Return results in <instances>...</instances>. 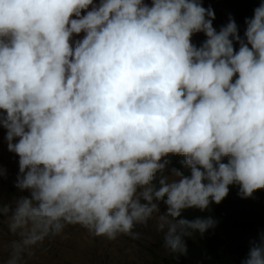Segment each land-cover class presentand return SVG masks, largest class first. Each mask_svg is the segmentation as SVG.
Masks as SVG:
<instances>
[{
  "label": "clouds",
  "instance_id": "1",
  "mask_svg": "<svg viewBox=\"0 0 264 264\" xmlns=\"http://www.w3.org/2000/svg\"><path fill=\"white\" fill-rule=\"evenodd\" d=\"M253 5L241 34L240 0H0L3 264L151 224L163 264H264Z\"/></svg>",
  "mask_w": 264,
  "mask_h": 264
},
{
  "label": "rangeland",
  "instance_id": "2",
  "mask_svg": "<svg viewBox=\"0 0 264 264\" xmlns=\"http://www.w3.org/2000/svg\"><path fill=\"white\" fill-rule=\"evenodd\" d=\"M3 187L9 190L8 183ZM158 238L152 224L138 240L128 236L98 240L80 230H68L56 242L35 249V256L29 264H101V257L114 261V264H163L167 253L159 245ZM0 264H3L2 256Z\"/></svg>",
  "mask_w": 264,
  "mask_h": 264
},
{
  "label": "trees",
  "instance_id": "3",
  "mask_svg": "<svg viewBox=\"0 0 264 264\" xmlns=\"http://www.w3.org/2000/svg\"><path fill=\"white\" fill-rule=\"evenodd\" d=\"M241 1V6L240 8L242 9V12L244 14V19L241 22H238L237 24L240 26L241 29V34H243L244 30V21L245 18H250L253 16V10L258 7L259 5H253L256 0H240ZM250 1V2H249ZM259 2H264V0H258ZM252 5V7H251Z\"/></svg>",
  "mask_w": 264,
  "mask_h": 264
}]
</instances>
